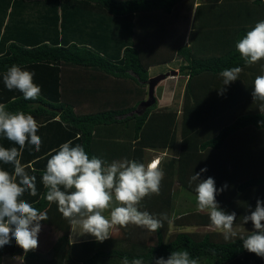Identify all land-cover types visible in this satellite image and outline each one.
I'll return each mask as SVG.
<instances>
[{"label": "trees", "instance_id": "trees-1", "mask_svg": "<svg viewBox=\"0 0 264 264\" xmlns=\"http://www.w3.org/2000/svg\"><path fill=\"white\" fill-rule=\"evenodd\" d=\"M204 2L214 4L213 10L208 13L207 6H199L195 18L200 20L206 10V19L197 22L196 30L200 23L207 32H195L192 46L173 37L175 54L168 56L161 53L158 46L168 37L167 24L163 20L173 15L182 4L188 3L191 8L194 0H0V103L5 104L10 112L23 111L33 115L39 125L37 135L42 141L39 152L28 144L22 150L21 163L29 175L36 176L38 194L33 197L26 192L21 198L40 211H47L49 219L41 224L57 234L56 244L61 250L67 246V255L72 254L70 263L105 264L107 260L122 261L128 257L129 260L142 258L145 264H151L152 258H167L172 251L187 250L193 258L200 259V264H264V258L243 249V242L239 239L217 241L215 233L179 232L168 240L166 235L171 223L172 202L177 193L181 195L179 191L172 192L175 181L179 182L181 189L195 193V184L189 187V178L184 180L183 176L189 173L192 176V169L196 172L198 163L207 168L210 176L220 174L225 165L237 166V163H220L225 158L221 154L226 151L227 140L236 133L243 132V141L246 138L243 145L257 149L258 153L261 152L258 147H264V137L261 136L264 127L258 123L264 120V114L251 112L249 108L222 128L217 118L224 112L222 110L229 108L231 101L232 106L244 97L252 100L251 85L257 75L264 74L260 71L264 60L248 66L235 48L236 42L253 27L247 26L249 21L246 18L250 20L251 15L245 17L248 11L244 0ZM249 6L258 8L264 20V0H251ZM242 16L244 20H241ZM225 17L230 22L225 23ZM236 17L238 25H242L231 28ZM205 51L212 55L206 56L205 53L202 56ZM175 58L181 61L179 75L185 78L181 113L172 108L157 110L156 102L138 114L137 111L141 110L139 104L147 95L149 69L168 65ZM13 64L35 74L33 82L41 88L38 100H25L18 90L10 91L5 87L3 74ZM232 67L242 68L235 86L229 87L230 93L224 91L221 95L219 89L216 94L218 87H222L219 73ZM69 74L74 77L71 78L74 88L68 84ZM128 82L132 87H126ZM97 94L102 101L97 111L89 114L75 112L82 101L97 102ZM129 102L134 105H128ZM121 127L127 136L124 140L133 143L131 159L137 162L143 163L144 149H167L177 153L175 158H168L164 163L167 170L164 171L161 182L164 188L160 195L152 199L145 197L148 199L146 203L153 205L142 209L156 216L166 213L169 220L154 233V244L141 252L130 248L121 250V245L105 251L95 238L89 242L71 240L72 229L68 220L63 218L55 203L49 204L44 199L46 189L42 175L53 149L58 150L61 144L72 140L73 146L79 143L90 157H98L94 148L96 138L104 132H110L109 136L114 137L111 132L120 131ZM115 136L117 139L121 137ZM0 146L18 147L3 135H0ZM262 154L261 160L251 158L247 162L246 179L254 178L241 182V190H264V149ZM0 168L10 173L14 170L12 165L2 162ZM175 174L177 180L172 181ZM263 192L258 194L259 199L264 200ZM233 203L230 198L219 202L225 211L231 209ZM202 218L205 220L200 225H210L206 217ZM130 232L124 233L128 240L135 237L133 231ZM72 236L77 235L73 233ZM106 241L116 242L114 238ZM145 242L142 240L139 245L143 248ZM209 249H215L216 255H212ZM61 250L59 253L63 252ZM6 255L28 260L35 251L25 254L13 239L0 249V264Z\"/></svg>", "mask_w": 264, "mask_h": 264}, {"label": "clouds", "instance_id": "clouds-1", "mask_svg": "<svg viewBox=\"0 0 264 264\" xmlns=\"http://www.w3.org/2000/svg\"><path fill=\"white\" fill-rule=\"evenodd\" d=\"M235 48L248 66L264 60V20L255 23L236 42ZM241 72V67L222 70L219 94L226 91L224 86L239 79ZM261 72L264 73V65H261ZM34 75L13 64L3 74V83L8 90L21 92L25 100L35 101L40 98L41 88L33 82ZM251 95L253 101L258 102L259 112L264 114V74L255 77ZM258 123L264 127V120ZM38 128L33 115L23 111L10 112L0 103V135L18 145L0 146V162L12 165L14 169L10 173L0 168V249L14 239L25 254L36 250L41 222L49 219L47 211H40L21 198L26 192L33 197L38 194L36 176L28 174L20 159L26 144L34 146L36 152L40 151L42 141L37 135ZM49 155L42 175L46 189L44 199L57 205L75 235H91L103 243L112 237V230L117 226L135 225L156 233L169 220L166 213L156 216L140 210L145 197L160 195L164 177L161 159L147 164L127 158L108 162L90 157L81 144L73 146L72 140L61 144L58 150L53 149ZM206 171V167L202 168L189 179V187L195 184L197 210L207 213L210 227L221 233L225 241L239 239L243 249L264 258V200L257 199L255 209L242 217L243 224L252 223L253 231L241 234L236 226V213L222 209L216 199L228 185L217 188L213 177L201 179V174ZM209 251L216 255L215 249ZM121 264L145 262L142 258L129 260L124 257ZM151 264H200V259L193 258L187 250H175L167 258H152Z\"/></svg>", "mask_w": 264, "mask_h": 264}, {"label": "rangeland", "instance_id": "rangeland-1", "mask_svg": "<svg viewBox=\"0 0 264 264\" xmlns=\"http://www.w3.org/2000/svg\"><path fill=\"white\" fill-rule=\"evenodd\" d=\"M204 1L205 0H202L200 2L203 3L202 6H205V7L207 6L206 7L207 10L210 9V10H208V13H210L213 10L214 4H210V3L204 2ZM244 2H245L244 4L247 6V11H248V13L245 15V17L248 15H251L250 20L248 18H246V20L249 21L247 24L248 27L251 25L254 26V23H257L258 21L263 20V19H261V18H263V16L260 14L258 8L254 7V6H249L251 3V0H244ZM245 9H246V7H245ZM187 12H189L188 3H185V4L180 5L177 8V10L173 11V15H171L170 17L164 18L163 22H165L167 24L166 30L168 32L167 33L168 37H166V40H162L161 44L158 45L161 47V49H160L161 53L168 55V56L175 54V48L171 42L173 37L180 39V41H183V43L186 46H192L193 41H194L193 36L196 35L195 32H197L198 30L207 32V31H205L206 28L203 29L200 27V23H198V29L196 30L197 22H203L204 19H206V16H204V14L206 13V10H205V13L203 15H200V17H199L200 20L195 18V16L193 18H190L189 21L184 19L183 16H185L187 14ZM242 15H243V13H242ZM228 16L230 18V15H228ZM238 17H240V16H238ZM245 17L242 16L241 20H244ZM225 18H224V22L226 23L228 18L227 17H225ZM234 21L235 22L231 23L232 24L231 28L240 27V25H242V23L238 25L237 17L234 19ZM228 22H230V20H228ZM208 52H210V51L202 52V56L205 53H206L205 54L206 56L212 55L211 52L210 53H208ZM197 54L199 56H201L198 52H197ZM213 54H218V53H213ZM180 65H181V61L179 59L175 58L168 65H158V66L151 67L149 69L150 78L157 76V75H160V74H168L169 75L166 79L160 81L157 84V86L155 87V98H156V100H158L161 103H167L169 101L168 103H171L172 110L173 109L175 110V107L178 106V109H179L178 113L179 114L181 113L183 92H184V85H185V78L182 77L181 75H179ZM260 71H261V69H260ZM172 72H175V73H172ZM196 81L197 80H195V82ZM235 83L236 82H232L230 85L224 86V88L226 89V91H228L230 93L231 90L229 87L232 84H234V86H235ZM251 86L253 88V85H251ZM126 87H132V83L131 82L126 83ZM219 88H220V86L216 90V94L219 92ZM145 90L147 92V86H146ZM212 95H213V98L215 100H217V96L214 94H212ZM97 98L95 99V100H97V102H95V103H92L89 100L85 101L84 103L81 104V106L77 107V111L80 113H90V112L97 111L102 105V101L101 100L99 101ZM144 100H147V95L144 97ZM129 101H130V99H129ZM223 102L224 101H222V103ZM231 104H232V101L229 103V106H228L229 108L227 110H222L224 112L222 114H220V116L217 117L220 119L221 128L226 126L236 116H240L241 114L246 113V111L249 110V108H251V112L260 113L259 109H258V102H254L253 98H252V100H248L244 97V100H241L237 103L234 102L232 106H231ZM128 105H134V104H132V102H129ZM156 106H154L153 109H156ZM229 109H230V111H228ZM231 113H233V114L229 115ZM178 122H179V120H178ZM253 131L256 132L257 134L260 133L254 129H253ZM242 133L243 132L236 133L235 135H232L227 140L228 144L226 146V151L221 155H225L229 152H230V154L225 155V158L222 159L220 161V163H229L230 162V163L236 164L237 158L235 157V154H237L239 157V156L243 155L244 153H249L248 149H246V148L247 147L250 148V147L247 146V144L243 145L244 141L246 142V138H244V141H243V136H241ZM112 134L114 136L119 135L123 139L125 137H127V136H124L125 135L124 134V127H121L120 131L118 130V132H112ZM131 135H132V133L130 132V136ZM261 136L264 137V132ZM124 141L125 142L123 144L125 147L127 146V142L132 143L130 140H124ZM258 148H262V150L264 149V147H258ZM251 149H252V151L257 153V151H255L253 148H251ZM145 151H146V149H144V157H145ZM170 153L171 152H169V156L171 155ZM175 157L176 156H174V157L171 156L169 158H175ZM147 159H149V154H147L146 160ZM202 168H205V167H203L201 164L198 163L197 171L194 172V170L192 169L191 175H193L197 172H200V170ZM162 170H163V172L164 171L166 172L167 167H165V168L162 167ZM222 171L220 170V172H221L220 174H219V172L214 173L215 176L213 175L211 177L214 178L217 188H221L223 185L227 184L228 185L227 188H230V189L228 190L226 188L222 193H220L217 196L222 198L223 200H224V198L225 199L230 198V200H232L234 202L235 211L234 210L233 211L236 213L237 230L241 234H247L248 232L253 231V226H252V223L250 221L247 224H243L242 223V217L245 215H249L250 212L255 209L257 199H259L258 194L264 190L257 189V188L252 189L253 192H257V193H256V196L254 195V197H252L253 200H249L251 197H243L242 195H240L239 192H242L244 190H241L239 188V185L237 187L235 186V182L241 183V182L247 180L245 177L246 176L245 173L240 171V169L237 167H236V172H235V167L230 166V165H225L223 167ZM189 174H188V176H183V179L184 180H186L188 178L190 179L191 176H189ZM209 176L210 175H208L207 172H204L201 174V179H206ZM225 176H229V177L226 179ZM232 176H236L238 178L237 181L234 180V178ZM248 177H250V176H248ZM253 178L254 177L248 178L247 181H250L249 179H253ZM167 179L169 180L168 177H167ZM173 179L177 180L176 174H175V176H173V178H171L172 181H174ZM175 185H179V182L178 181L174 182L172 192L176 193L179 191L181 193L182 197L180 196L179 193L176 194L175 201H173L174 206L176 208L182 207L184 211H187V214H185V216H181L179 219L175 215L176 212L175 211L173 212L170 209V211H172L170 221H172V222L169 225V229H167L168 232H166L167 239L169 240L170 238L174 237L175 234L182 232V231H186V230L207 231L206 229H199V228L198 229H191L190 227L184 228V225L200 224L201 221L205 220L204 218H202L203 216L206 217V221H210V220H209L207 213L204 214L203 212H188V211H194V210H192L189 202H186L185 206H183V203H181L182 199L184 197L188 200H191L192 202L193 201L196 202L195 193L194 192L189 193V192L185 191L184 188L183 189H180V187L175 188ZM163 188H164V184H161L160 191ZM263 194H264V192H263ZM260 200H262V199H260ZM173 202H172V205H173ZM148 207H150V206H148ZM169 208H170V206H169ZM142 209H144V205H141L140 210H142ZM172 209L174 210L175 208H172ZM190 213H192V214H190ZM244 213H245V215H244ZM262 223H264V222H262ZM121 229L122 228H120L119 226H117L116 228L113 229V234H112L111 238L112 239L114 238V240L116 242L105 241L98 246H101L100 248L106 251L109 249L119 248V245H121L122 246L121 250H128L130 248V249H133L134 251L141 252V251H146L147 248L151 247L155 242V238H156L155 234L148 232L146 229H142V228L136 227L134 225H129L127 228H123V230H121ZM131 230L135 234V237H132V239L128 240L127 238H125L124 233L130 232ZM217 234L220 235L221 233L218 232ZM217 234H216V236H217ZM56 240H57V234L54 233L52 230H49L48 227L46 228L45 226H42V230L38 236L39 246L36 250H34L35 255L33 257H31V259L22 260L21 264H72V263H70L71 262L70 259L72 257V254L67 255V249H66L67 246L64 245L65 247H63L61 250V248H59V245L56 244ZM142 240L146 241L144 243L143 248L139 245L140 244L139 242ZM217 240L218 241H225L223 239V237L222 238L217 237ZM60 247H62V246H60ZM59 250H61L63 252L59 253ZM91 255H92V252L89 253V256H91ZM15 260L18 261L19 259L17 257H11L9 255H6L3 257L2 264H6L8 262H14L15 264H17V262ZM105 264H121V261H119L117 259H111L110 261L107 260ZM201 264H203V263H201Z\"/></svg>", "mask_w": 264, "mask_h": 264}, {"label": "crops", "instance_id": "crops-1", "mask_svg": "<svg viewBox=\"0 0 264 264\" xmlns=\"http://www.w3.org/2000/svg\"><path fill=\"white\" fill-rule=\"evenodd\" d=\"M200 1H202V0H194V3H193V5L191 6V8H189V6H188V9H189V12H187V14L185 15V16H183L184 17V19H186V20H190V18H193L194 16H195V13H196V11L198 10V8H199V6H201L202 5V2H200ZM190 5V4H189ZM185 17H187V18H185ZM183 77V76H182ZM71 78H74L73 76H71V74H69V76L67 77V79H68V84H70L71 85V88H74V86L72 85V81H71ZM100 94H97V96H96V98L99 96ZM93 96V95H92ZM97 99H100L101 100V98L100 97H98ZM169 102V101H168ZM161 103V102H159L158 100H157V110H162V109H171V103ZM82 103H84L83 101L82 102H80L79 104H78V106H81V104ZM92 105V104H91ZM77 106V107H78ZM97 106V105H96ZM77 107H76V109H75V112L76 113H80V112H78L77 111ZM175 109H178V106L177 107H175ZM90 113H93V112H90ZM84 114H89V113H84ZM115 132V131H114ZM118 132V131H117ZM109 133L110 132H104L103 134H100L99 136H98V138H96V142L94 143V148H95V154L99 157V158H101V159H104V160H106V161H108V162H111V161H113V160H121V159H125V158H127V159H131V157H132V152H133V149H134V147H133V143H129V142H127V146L125 147L124 146V139L123 138H121L120 137V139L118 138H116V136H114V137H111V136H109ZM112 133V132H111ZM116 142V143H115ZM121 144V145H120ZM246 149H248V151L250 150V151H252V149L251 148H246ZM255 151H258L257 149H254ZM261 151V152H260ZM169 152H171L170 154V156H169ZM259 152L260 153H256V152H254V151H252V153H244L243 155H241V156H239L238 157V155L237 154H235V157L237 158L236 160V163H238V165L237 166H235V169H236V167L237 168H239L240 169V171H242L243 173H245L246 174V164H247V162L249 161V159H251V158H253V159H255V160H257V159H262L263 158V154H262V152H263V150H262V148H259ZM147 154H149V159H147L146 160V158H147ZM230 154V152L229 153H227V154H225V155H229ZM177 155V153H176V151H170V150H150V149H147L146 151H145V159L143 160V163H145V164H147V163H149V162H151V161H153V160H157V159H161V163H160V167L162 168V167H164V163L165 162H167V160H168V158L169 157H174V156H176ZM196 167V166H195ZM197 168V167H196ZM226 177V179L229 177V176H225ZM233 178H234V180H236L237 181V177L236 176H232ZM243 177V176H242ZM245 177H247V176H245ZM163 180H164V177H163ZM165 181H166V183H168V181L165 179ZM240 183H237V182H235V186L237 187L238 185H239ZM175 188H179V185H175ZM181 189V188H180ZM228 190L230 189V188H227ZM172 190H173V187H172ZM237 193V192H236ZM240 193V195H242L243 197H251L249 200H253L252 199V197H254V195H256V193L257 192H254L253 193V190H251V189H248L247 191H243V192H239ZM239 195V196H240ZM154 196L155 195H151V196H149V198L150 199H152V198H154ZM181 197H182V195H180ZM148 198V197H147ZM216 199H217V201L218 202H220V199H222V198H220V197H216ZM229 199V198H228ZM146 201H148V199H146V198H144V200L141 202V205H144V206H151V205H153L152 203L151 204H149V203H146ZM174 201H175V199H174ZM186 202H189L190 203V205H191V208H192V210H194V211H188V212H200V211H198L197 210V207H196V202L195 201H191V200H188V199H186V198H184L183 197V199H182V202L181 203H183V206H185V203ZM234 204V203H233ZM234 206V205H233ZM232 206V207H233ZM231 207V209H229L227 212H229V213H231L233 210L235 211V208H232ZM171 208H175L174 210L172 209V211L174 212H176L175 213V215L180 219V217L181 216H185V214H187V211H184L183 210V208L181 207V208H176L175 206H174V202H173V205H172V207ZM204 214L206 213V212H203ZM108 213H106L105 215H107ZM190 214H192V213H190ZM244 215H245V213H244ZM172 222V221H171ZM173 225V224H172ZM253 226V225H252ZM188 227H190L191 229H206L207 231H198V230H186V231H182V232H196V233H198V234H205V233H215V234H217L218 232L216 231V230H214L213 228H211L210 227V225H200V224H194V225H184V228H188ZM47 228V227H46ZM121 230H123V228L121 229ZM72 234H73V232L71 231V235H70V239L71 240H78V241H82V242H89V241H92V240H94V237H92L91 235H84V236H76V237H73L72 236ZM112 234H113V230H112ZM135 235V234H134ZM217 237H223V235H219V234H217V236H215V240H217ZM111 238V237H110ZM109 238V239H110ZM108 240V239H107ZM218 241V240H217ZM19 260L18 261H16L17 262V264H21L22 263V259L20 258V257H17ZM6 264H15L14 262H8V263H6Z\"/></svg>", "mask_w": 264, "mask_h": 264}, {"label": "water", "instance_id": "water-1", "mask_svg": "<svg viewBox=\"0 0 264 264\" xmlns=\"http://www.w3.org/2000/svg\"><path fill=\"white\" fill-rule=\"evenodd\" d=\"M175 73V72H172ZM169 75L168 74H160L154 77H151L147 81V100L143 101L142 103L139 104V107L141 110H138L137 113L141 114L143 111L151 106H153L156 103V98H155V87L157 84L166 79Z\"/></svg>", "mask_w": 264, "mask_h": 264}]
</instances>
